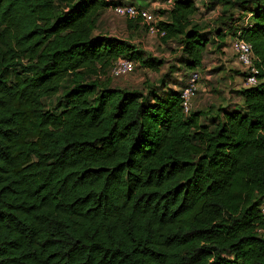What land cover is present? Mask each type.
<instances>
[{
    "label": "trees",
    "instance_id": "16d2710c",
    "mask_svg": "<svg viewBox=\"0 0 264 264\" xmlns=\"http://www.w3.org/2000/svg\"><path fill=\"white\" fill-rule=\"evenodd\" d=\"M215 2L250 14L258 82L202 120L185 85L101 82L119 56L163 63L95 32L110 3L0 0V264H264V0ZM197 11L172 0L159 21L189 73L227 43Z\"/></svg>",
    "mask_w": 264,
    "mask_h": 264
},
{
    "label": "rangeland",
    "instance_id": "374dc122",
    "mask_svg": "<svg viewBox=\"0 0 264 264\" xmlns=\"http://www.w3.org/2000/svg\"><path fill=\"white\" fill-rule=\"evenodd\" d=\"M194 1L198 7L194 20L205 25L204 31L220 29L225 32L227 30L226 46L218 48L216 42H210L204 55L203 65L197 69L200 76L199 91L193 98L192 109L200 110L201 119L207 120V109L215 111L218 107H234L241 104L238 90L243 86L245 69L231 52L230 43L239 29L246 25L249 14H243L242 19L238 20L236 16L239 10L235 7L225 12L228 5L224 6L215 0ZM121 2H130L149 8L155 13L157 20L166 18V14L163 13L167 9L166 0H121ZM230 13L233 15L232 25L237 28L236 30L228 28L229 23L218 22L219 16H227ZM95 32L125 39L134 46V50L140 51L143 57L151 56L163 60L157 70L143 67L136 60L134 70L121 77H113L107 70L100 72L98 78L101 82L129 89H143L146 82L161 86L160 81L163 79L166 89L168 87L179 90L186 84L190 73L179 61L181 53L176 41L164 43L161 37L147 33L138 20L118 16L109 7L101 11ZM234 32L236 33L233 35ZM212 36L214 38V35ZM59 95L60 93L44 99L45 107L54 106Z\"/></svg>",
    "mask_w": 264,
    "mask_h": 264
},
{
    "label": "built area",
    "instance_id": "2783aa9c",
    "mask_svg": "<svg viewBox=\"0 0 264 264\" xmlns=\"http://www.w3.org/2000/svg\"><path fill=\"white\" fill-rule=\"evenodd\" d=\"M106 3H110L109 8L121 17L126 19L138 20L141 23L147 33L150 35H156L162 37L165 32L159 26V21L156 19L155 13L145 7L137 6L133 3H113L114 0H103ZM167 9L172 5V0H166ZM250 15V14H249ZM230 50L235 56L236 60L245 69V75L243 76V86L249 87L256 85L258 78L256 76L258 70L253 66V49L250 42L246 41L240 37V30L237 32L236 36L232 39L230 43ZM135 68V60L126 57H117L111 64L109 68V73L113 77L123 76L132 72ZM199 72L193 70L190 72L188 80L184 87H182L180 92L181 106L184 113L188 114L192 110V101L199 91ZM259 211L264 221V199L259 205Z\"/></svg>",
    "mask_w": 264,
    "mask_h": 264
}]
</instances>
